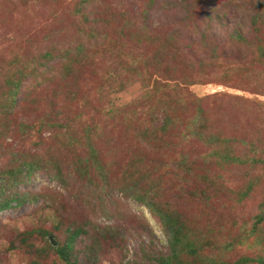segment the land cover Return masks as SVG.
I'll list each match as a JSON object with an SVG mask.
<instances>
[{"label":"rangeland","instance_id":"374dc122","mask_svg":"<svg viewBox=\"0 0 264 264\" xmlns=\"http://www.w3.org/2000/svg\"><path fill=\"white\" fill-rule=\"evenodd\" d=\"M81 1L0 0V93L5 78L24 71L26 62H34L27 69L37 66L34 57L50 50L53 58L40 70L56 67L60 54L83 39L82 23L74 13L75 6H87ZM176 1L156 0L149 11L148 29L160 36L183 33L173 46L182 50L172 61L177 65L172 75L182 76L179 83L186 88L188 105L194 96L209 97L202 104L210 131L226 139V146L244 164H219L214 158L201 166V157L209 150L195 139L181 142L179 137H170L174 143L167 147L145 149L133 137L106 127L103 113L111 104L120 107L144 101L155 80L166 81L155 62L147 66L155 45L136 46L129 37L142 25L145 0H93L85 9L101 6L111 12L101 24L103 47L109 44L111 51L91 48L84 67L75 71L76 81L55 77L49 84H38L49 71L37 79H26L13 114H0V200L10 193L23 197L20 205L11 202L0 212V264H158L169 252L166 231L157 215L119 186L133 172L135 154L144 157L139 172L132 175V181L143 176L137 188L150 190V195L154 193L159 201L177 209L191 230L190 237L199 241L200 257L183 255L177 264H237L241 258L251 260L248 264H264V0H196L198 11L218 16L209 21L211 45L206 49L199 45L200 34L207 28L205 21L197 16L194 23L179 22V8L173 7ZM258 15L263 18L253 26ZM233 29L242 33L244 42L233 40ZM216 45L217 59L211 52ZM87 46L92 47L89 42ZM129 63L147 77L145 83L135 78ZM52 89L56 92L50 95ZM64 91L74 92L75 100L56 99L57 92ZM27 92H33L29 99ZM53 114L59 123L67 122V127H44L39 132L38 121ZM91 121L106 135L93 141L100 160L108 165L104 184L97 188L84 185L73 175L63 184L51 179L48 153L59 150V141L68 130ZM24 123L36 125L29 131ZM180 154L197 161L192 175L176 166ZM36 155L45 168L13 184L16 176L9 171ZM64 155L71 160V152ZM21 175L23 171L20 179ZM204 175L214 185L203 182L200 177ZM202 190L206 198H201ZM75 228L82 234L75 239L66 263L56 249Z\"/></svg>","mask_w":264,"mask_h":264},{"label":"trees","instance_id":"16d2710c","mask_svg":"<svg viewBox=\"0 0 264 264\" xmlns=\"http://www.w3.org/2000/svg\"><path fill=\"white\" fill-rule=\"evenodd\" d=\"M155 1L156 0H145L140 15L142 25L138 30L132 31L129 37L136 46H143L145 44L155 45L152 58L148 59L147 66L149 67L151 65V61L155 62L156 67H159L158 69L162 70V73L164 74L160 77H162L166 83H161L160 81L155 80L153 88L146 93L144 101H131L120 107L111 104L110 108L103 113V117L106 119V127L109 128L110 126L113 131H120L124 137H133V140H137V142L142 144L145 149L150 147L154 150H160L163 146L167 147L169 142L170 144L174 143V140L170 139V137H179L181 142L187 141L188 139H195L209 150L207 155L201 157V166L211 164V162L214 161V158H217L215 161H218L219 164H244V159L234 155L231 151V147L226 146V139L217 137L210 131L211 127L208 122L209 118L206 117L207 112L202 104L205 100L209 99V97L204 96L198 98L194 96L190 99L191 101L188 105L184 96L187 94L186 88L183 89L179 83H182V76L180 73H178L177 77L172 75L175 73L174 69L177 67L172 61L180 57L179 52L182 50L179 46H173L174 43H179L180 40H177L183 36V33L175 31L170 34L164 33L160 36L157 34L154 35V31L151 32L150 29H148L149 11L153 7ZM92 2L93 0H83L81 1V4H87L86 7L75 6L74 13L78 15L79 20L82 23L80 33L81 36H83V39H81L73 49H66L63 51V54H60V60H63V62L59 60L56 67L49 65L46 70L41 71L40 68L46 66L47 62L53 58L51 51L47 50L38 56L39 59L34 57L37 60V66L33 65L30 69H27V66L34 62H26V64L29 65L23 66L24 71L19 72L17 76L5 78L4 89L0 93V114L4 117L13 114L15 100L22 83L26 79H37L43 76L46 71H49V75H47L48 77L43 79V81H38V84L45 81V84H49L55 79V77H60L61 79L70 78L76 81L77 74L75 71L84 67V62L87 60L91 48L94 49V51L97 50L99 52L106 47L104 50L111 51V46H109V44L103 47L104 45L102 42L105 35L104 27L101 25L102 23L105 24V20L111 16V12L105 7L101 10V6L94 9L91 7L90 10L85 9L89 7V4ZM100 3H103V0H100ZM174 6L179 8L177 10L178 13L181 14L179 22H193L197 16L205 21V26L207 28H205L200 34L199 45L202 49L209 47L211 45L209 44L210 35L207 32L210 24L209 21L218 18V16L213 18L211 13H202L201 11H198L196 9V0H178L173 4V7ZM259 8L262 9V6H259ZM257 14L258 13L256 12L255 15ZM262 18L261 15L254 17L252 20L253 26L257 21L262 20ZM185 26L186 25H184V27ZM233 31L235 32V38H233V40L241 42L245 41L240 31L235 29H233ZM193 33L194 32L191 34ZM120 35L125 36L123 35L122 30H120ZM85 42H89L92 47L87 46V43L85 44ZM217 46L218 45L211 48V52L215 59H217L215 56ZM184 47L188 46L185 45L182 48ZM39 60H42L43 62ZM128 66L137 80L142 83L146 82V76L140 75L138 70L132 64L129 63ZM171 81L176 83H168ZM189 84L191 85L193 83ZM55 92L56 90L52 89L50 95ZM151 92L152 94H150ZM31 94H33V92H27L25 98L29 99ZM57 95V97L55 96L56 99L62 98L64 100H75L76 96L72 91H64L63 93L57 92ZM38 109L39 108H36V110ZM74 120L75 119H68L69 122ZM43 121L45 120L40 119L38 121L39 125L37 124V130L39 132L44 127H47V130H50L53 127L56 129L57 127L65 128L68 125L67 122L65 124L59 123L57 114L55 116L53 114V117L49 118L44 123ZM92 123L93 122L91 121L89 124L80 125L77 129L68 130L64 135V139L61 141L62 143L59 141V150L60 148H64L65 151L71 152V155H68L72 157L69 158L71 160L68 161L65 159V151L59 152V150H52V152L48 153L52 158L51 169L53 171H51V179L63 184L68 176L70 177V175H73L76 180L81 181L84 185L97 188L104 184L107 175L106 167L108 165L100 160V154L96 149V145H93V141L100 138L102 135H106L105 133L102 134L101 131L99 132V129L95 125H91ZM21 125L25 130L32 131L36 124L28 125L24 123ZM216 146L218 147V150ZM82 152L84 155H81ZM38 157L39 156L36 155L31 160H24L18 165L17 170L9 171L11 176H16L13 180V184L22 182L34 171L45 168L44 165H41ZM143 162L144 157L135 154L134 159L131 160V163L135 168L128 176L123 177L119 186L121 192L128 194L129 197L144 205L151 213H154L159 217L168 236L169 252L167 256L160 259L158 264H177L180 262L179 258L183 255L199 258L200 247L197 245V242L199 241L190 237V234H192L191 230L187 227L186 223L181 220L180 213L177 209L173 208L167 202L159 201L154 193L150 195V190L143 189V187L137 188L138 184L141 182L140 179L143 178L142 175L139 176V179L136 178L135 181H132V175L139 172V168L143 165ZM160 165L163 166V163H160ZM176 166L178 169L184 171L186 175H192L197 167V161L189 160V156L186 154H180ZM22 171L24 172V175H21L22 179H20L18 175L22 174ZM200 178L203 182L208 183L209 186H211V184L214 185L208 176L204 175ZM199 193L201 198L207 197L205 191L202 190L199 191ZM22 198L23 197L21 196L18 197L15 193L8 194L0 200V212L8 209L11 206V202H16V205H20ZM81 234L82 232L78 228L71 230L63 246L56 249L58 256L64 262L67 263L70 261V250L72 249L75 239ZM250 262L251 260L249 259L241 258L238 260L237 264H248ZM260 262L263 263V261Z\"/></svg>","mask_w":264,"mask_h":264}]
</instances>
